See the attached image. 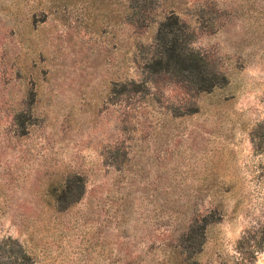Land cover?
Segmentation results:
<instances>
[{"label": "rangeland", "instance_id": "374dc122", "mask_svg": "<svg viewBox=\"0 0 264 264\" xmlns=\"http://www.w3.org/2000/svg\"><path fill=\"white\" fill-rule=\"evenodd\" d=\"M262 119L264 0H0V244L236 264Z\"/></svg>", "mask_w": 264, "mask_h": 264}, {"label": "trees", "instance_id": "16d2710c", "mask_svg": "<svg viewBox=\"0 0 264 264\" xmlns=\"http://www.w3.org/2000/svg\"><path fill=\"white\" fill-rule=\"evenodd\" d=\"M251 141L256 154H264V119L259 120L250 132ZM255 184L257 189V199L262 206L264 216V159L255 165ZM10 245V249L6 246ZM14 241L8 240L6 245L0 244V250L7 254L8 258L2 261L0 255V264H25L28 255L24 252L15 254L16 249L13 247ZM236 264H252L256 261L258 254L264 252V218L245 229L235 245Z\"/></svg>", "mask_w": 264, "mask_h": 264}]
</instances>
